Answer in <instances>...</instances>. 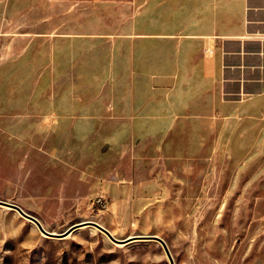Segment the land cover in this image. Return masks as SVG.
I'll return each mask as SVG.
<instances>
[{"label":"rangeland","instance_id":"rangeland-1","mask_svg":"<svg viewBox=\"0 0 264 264\" xmlns=\"http://www.w3.org/2000/svg\"><path fill=\"white\" fill-rule=\"evenodd\" d=\"M209 1L0 0V199L159 235L174 264H264V114L224 86ZM0 264L171 261L0 205Z\"/></svg>","mask_w":264,"mask_h":264},{"label":"crops","instance_id":"crops-1","mask_svg":"<svg viewBox=\"0 0 264 264\" xmlns=\"http://www.w3.org/2000/svg\"><path fill=\"white\" fill-rule=\"evenodd\" d=\"M209 2L212 3L207 16L209 28L212 26L209 37L213 36L210 34L223 37L224 86L229 95L233 87L237 89L241 105L254 104L264 114V0ZM207 42L211 44L210 40ZM207 66L214 75L217 64L209 61Z\"/></svg>","mask_w":264,"mask_h":264},{"label":"water","instance_id":"water-1","mask_svg":"<svg viewBox=\"0 0 264 264\" xmlns=\"http://www.w3.org/2000/svg\"><path fill=\"white\" fill-rule=\"evenodd\" d=\"M0 205L16 210L22 216H24L25 218L34 222L45 235L50 236V237L63 238L65 236L69 235L70 233H72L73 231H75L76 229H79V228L84 227V226H92V227L99 229L103 233H105L115 243H128V242H131V241L136 240V239L156 240L162 245V247L166 251L168 257L170 258L171 264H174V259H173L171 250H170L166 240L159 235H134V236H130V237L125 238V239H120V238H117L116 236H114L108 228H106L101 223L94 221V220H82V221L76 222V223L70 225L67 229H65L62 232L50 231V230L46 229V227L43 225L41 220L36 215L26 211L19 204L0 199Z\"/></svg>","mask_w":264,"mask_h":264},{"label":"bare ground","instance_id":"bare-ground-1","mask_svg":"<svg viewBox=\"0 0 264 264\" xmlns=\"http://www.w3.org/2000/svg\"><path fill=\"white\" fill-rule=\"evenodd\" d=\"M39 228V227H38ZM113 234V233H112Z\"/></svg>","mask_w":264,"mask_h":264}]
</instances>
